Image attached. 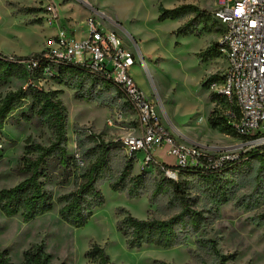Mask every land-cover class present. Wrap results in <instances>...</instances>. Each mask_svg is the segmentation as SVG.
Listing matches in <instances>:
<instances>
[{
    "label": "rangeland",
    "instance_id": "rangeland-1",
    "mask_svg": "<svg viewBox=\"0 0 264 264\" xmlns=\"http://www.w3.org/2000/svg\"><path fill=\"white\" fill-rule=\"evenodd\" d=\"M49 1L0 0V39L22 55L17 51L0 54L21 57L45 51L50 36L42 39L41 35L56 29L44 20ZM219 2L54 0L60 21L62 15L73 13L74 22L88 35L85 21L96 17L103 27L116 33L126 50L134 53L136 64L131 76L179 143L199 145L210 154H248L245 160L221 172L211 185L196 173L179 175L177 183L183 195L205 217L198 233L189 234L182 245L173 248L131 249L117 227L118 209H126L139 220H168L181 212V206L171 187L157 191L158 183L165 178L157 169L148 168L141 198L131 199L111 188V183L120 182L128 161L122 137L139 134L129 100L120 87L91 72L61 74L59 66L32 72L22 63L21 71L0 81V103L9 93L30 85L45 92L62 91L59 98L67 110V152L76 163L66 170L58 160L50 163V174L42 179L54 200L50 212L24 221L20 214L7 217L0 210V251H7L12 264H22L24 252L33 246H42L51 256V264H86L85 254L92 244L104 247L115 264H264V147L244 146L245 141L218 118L226 109L211 84L219 81L226 61L218 53L208 60L201 57L220 39V25L212 17ZM182 5H192L195 11L175 20L158 21L163 9ZM197 13L201 24L188 36L177 34L178 28ZM25 51L29 54L23 55ZM210 77L214 80L205 84ZM38 108L29 92L0 135V190L14 187L28 176L22 170L24 159L38 157L35 147H48L55 141L48 116H38ZM105 148L104 178L97 180L105 203L94 210L85 226L73 227L60 217L63 203L59 199L86 181L87 171ZM139 162H134L132 177L143 173ZM170 162H174L172 157ZM130 186L127 184V188Z\"/></svg>",
    "mask_w": 264,
    "mask_h": 264
},
{
    "label": "built area",
    "instance_id": "built-area-1",
    "mask_svg": "<svg viewBox=\"0 0 264 264\" xmlns=\"http://www.w3.org/2000/svg\"><path fill=\"white\" fill-rule=\"evenodd\" d=\"M214 12L222 30L218 50L226 66L213 91L224 99L228 125L242 138L246 147H264V0H219ZM44 20L56 34L46 41L45 59L56 65L75 64L95 75H102L121 88L137 118V133H129L121 142L127 157L140 159V171L157 169L165 178L178 182L183 171L202 174L221 171L241 156L210 154L201 146L179 143L160 120L157 108L131 76L136 64L134 53L126 50L114 31L107 30L96 17L85 21L87 37L78 39L59 24L58 6L50 0ZM61 23V21H60ZM8 57V56H7ZM13 60V57H9ZM143 60V59H142ZM24 63V62H21ZM27 64L29 70L38 61ZM135 130V129H134ZM163 150L174 159L165 163L157 159ZM139 155H142L140 158Z\"/></svg>",
    "mask_w": 264,
    "mask_h": 264
},
{
    "label": "trees",
    "instance_id": "trees-1",
    "mask_svg": "<svg viewBox=\"0 0 264 264\" xmlns=\"http://www.w3.org/2000/svg\"><path fill=\"white\" fill-rule=\"evenodd\" d=\"M192 10L195 11V7L192 5H182L174 9H163L158 21L175 20ZM214 20L218 22L215 18ZM200 24L199 13H197L194 19L178 28L177 34L188 36ZM221 31L219 29V34ZM217 53L220 55L218 44L216 43L215 46H211L201 53V57H204L203 60H208L211 57H215ZM44 56L45 52H41L33 53L29 56L13 57V60H11L9 57L0 54V81L6 80L15 75L16 72L21 71V62L38 61L39 65L32 68V72L35 70L42 71L46 68L50 71L58 66L55 62L47 61ZM59 67L61 74L90 73L88 70L72 63L62 64ZM97 76L107 79L102 75ZM213 80L214 77H210L205 84ZM35 86L30 85L28 89H19L11 92L0 103V135H2L11 115L23 106L29 96V92L33 96L35 104L39 106L36 113L40 117L48 116L55 134V141L50 146H38L33 149L34 152L39 153L37 158L29 157L24 159L22 170L28 176L14 187L0 190L1 212L7 217L20 214L24 221H30L53 209V197L46 191L44 182L42 181L43 178L48 177L50 174V163L58 160V163L65 170L70 165H74V162L76 163L75 157L69 156L67 152V110L62 99L59 98L62 91L45 92ZM220 99V104L225 106L224 99ZM218 118L223 121L226 128L237 134L223 117L219 115ZM209 122L213 124L212 118H210ZM107 154L108 150L105 148L96 162L87 171L85 175L86 181L78 189L63 195L59 199V202L63 203L59 211L60 217L64 222L73 227L81 228L85 226L93 216L94 210L102 207L105 203V198L97 180L104 178ZM247 154L242 155L236 163L245 160ZM127 158V165L122 172L120 182L111 183L110 185L113 190L124 192L131 199H138L145 194V175L148 172L132 177L135 158ZM231 167L232 164H228L221 171L209 172L207 174L194 171H183L181 174H199L205 178L207 185H211L216 182L221 172ZM129 183L131 186L127 188V184ZM167 187L173 189L174 198L181 206V212L168 220L156 218L139 220L133 217L126 209H118L117 227L124 236L129 248L140 249L144 246L173 248L182 245L189 234H195L200 231L205 221L203 213L192 208L190 202L183 195L182 187L175 181L164 178L158 183L157 191L164 192ZM85 258L86 264H115L106 253L105 248L98 244L90 246L85 254ZM0 264H12L8 259L6 250L0 251ZM22 264H51V256L44 251L42 246H33L24 252ZM60 264L65 263L62 262ZM211 264H225V262L219 261Z\"/></svg>",
    "mask_w": 264,
    "mask_h": 264
},
{
    "label": "crops",
    "instance_id": "crops-1",
    "mask_svg": "<svg viewBox=\"0 0 264 264\" xmlns=\"http://www.w3.org/2000/svg\"><path fill=\"white\" fill-rule=\"evenodd\" d=\"M63 14H65V13H63ZM67 14V13H66ZM73 16H74V14L72 13V14H69V12H68V14L67 15H62V24H64V25H67V26H69L68 28L70 29V30H72L73 31V33L75 34V36L78 38V39H82V38H85V37H87V34H86V32H84L83 30L81 31L80 29H79V25H77L75 22H74V18H73ZM68 20H70V21H68ZM51 31H52V33H51ZM56 31V29H50L49 30V32L48 33H42V35H41V37H42V39H44V37H45V35H49V36H51L54 32ZM2 51H6L7 53H10V52H15V51H17V52H19V54H21L22 55V53H20V51H18V49L17 48H8V46L6 45V41H2L1 39H0V53H3ZM26 53H24L23 55H26V54H29L28 52L29 51H25ZM32 52H36V51H32L31 50V52L30 53H32ZM16 53V52H15ZM207 71H204V73H206ZM205 75V74H204ZM205 77V76H204ZM203 77V78H204ZM157 156H159L158 157V159L160 160V161H162V162H165V163H171L170 162V157H168L167 155H166V153L165 152H163V151H160V153H158V155Z\"/></svg>",
    "mask_w": 264,
    "mask_h": 264
}]
</instances>
